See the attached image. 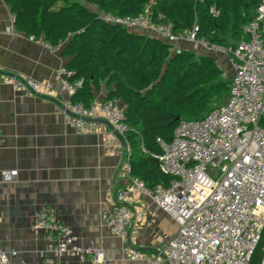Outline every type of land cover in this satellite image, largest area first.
<instances>
[{"label": "built area", "instance_id": "2783aa9c", "mask_svg": "<svg viewBox=\"0 0 264 264\" xmlns=\"http://www.w3.org/2000/svg\"><path fill=\"white\" fill-rule=\"evenodd\" d=\"M217 15L216 9L211 10ZM152 3L139 16L102 13V19L127 30L150 32L173 45V51L185 49L183 43L196 45L232 70L227 101L211 109L202 119H180L171 140L158 137L162 150L157 155L161 169L173 180L168 187H149L137 177L118 190L114 207L104 214L111 232L125 240L135 217V195L149 198L178 224L176 234L158 247V254L148 264H251L264 236V0L256 16L244 27V36L236 45H223L201 37L196 21L191 28L174 32L172 24L151 20ZM15 32L12 21L7 33ZM53 52L63 44L39 40ZM190 49V48H189ZM63 89L71 96L83 80H73L75 71L62 65L58 70ZM2 81L25 96L36 97L52 90L51 82H41L29 75H4ZM65 116L77 134L103 133L106 148L118 153L115 144L126 139L131 129L125 119V106L118 98L96 99L90 107L71 102ZM123 143V142H122ZM4 137L0 131V147ZM124 144V143H123ZM216 170L212 174V170ZM18 169L2 171V181L15 182ZM140 216L144 213L139 212ZM33 229L46 232L47 251L56 256H77L81 264H109L102 247L85 246L71 226L57 217L56 209L45 207L34 217ZM131 259L143 254L125 246ZM17 250L0 248V264H12ZM264 264V261H263Z\"/></svg>", "mask_w": 264, "mask_h": 264}, {"label": "crops", "instance_id": "0c3cea01", "mask_svg": "<svg viewBox=\"0 0 264 264\" xmlns=\"http://www.w3.org/2000/svg\"><path fill=\"white\" fill-rule=\"evenodd\" d=\"M12 21L10 5L0 0V248L17 250L12 264H81L77 256L50 254L46 232L33 229L36 212L53 207L59 220L80 236V243L104 249L109 264H148L158 247L176 234L178 224L149 198L135 195L129 237L122 240L111 232L104 214L114 207L118 190L132 182L130 153L122 142L115 144L118 153L107 150L105 133L112 131L108 124L99 134L75 132L65 116L72 96L58 75L70 59L63 55L64 44L53 52L39 41L43 35L29 36L16 23L15 32L8 34ZM21 74L51 82L52 90L28 97L2 81L4 75ZM107 93L106 88L97 91L96 99H106ZM15 168L18 179L3 182L2 171ZM125 246L143 257L129 258Z\"/></svg>", "mask_w": 264, "mask_h": 264}, {"label": "trees", "instance_id": "16d2710c", "mask_svg": "<svg viewBox=\"0 0 264 264\" xmlns=\"http://www.w3.org/2000/svg\"><path fill=\"white\" fill-rule=\"evenodd\" d=\"M85 1L97 10L72 0H7L18 30L64 44L63 55L70 57L66 66L75 71L73 80H83L73 102L90 107L103 88L108 90L106 99H120L131 126L127 140L132 176L152 188L168 187L174 178L156 158L162 152L158 137L171 140L180 119H202L225 103L231 79L213 55L191 49L176 53L171 43L106 22L101 13L139 16L152 3L153 23L172 24L178 33L197 21L201 37L234 46L261 0ZM263 261L264 236L251 264Z\"/></svg>", "mask_w": 264, "mask_h": 264}, {"label": "rangeland", "instance_id": "374dc122", "mask_svg": "<svg viewBox=\"0 0 264 264\" xmlns=\"http://www.w3.org/2000/svg\"><path fill=\"white\" fill-rule=\"evenodd\" d=\"M79 2H81V1H79ZM82 2H86L85 0H83ZM87 3V2H86ZM87 6L89 7V8H91L92 10H97L96 9V6L95 5H93V4H87ZM102 14V13H101ZM135 32H146V31H140V30H138V29H136V30H134ZM191 50H194L197 54H199V55H202V54H204V55H208L209 53L206 51V50H203L202 48H200V47H193ZM217 60V63L225 70V77L226 78H228L229 80L231 79V77H232V70L230 69V66L228 65V64H226L224 61L222 62L221 60H218V59H216ZM212 170V168H210L209 169V171H211ZM216 171H217V169L216 170H212L211 172H212V174H215L216 173Z\"/></svg>", "mask_w": 264, "mask_h": 264}, {"label": "water", "instance_id": "95a60500", "mask_svg": "<svg viewBox=\"0 0 264 264\" xmlns=\"http://www.w3.org/2000/svg\"><path fill=\"white\" fill-rule=\"evenodd\" d=\"M179 119V118H178ZM120 137V139L122 140V142L124 143V145H126L127 144V141H126V139L124 138V137H122V136H119Z\"/></svg>", "mask_w": 264, "mask_h": 264}]
</instances>
